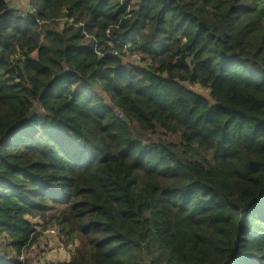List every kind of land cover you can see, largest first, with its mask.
Returning <instances> with one entry per match:
<instances>
[{"label": "trees", "instance_id": "trees-1", "mask_svg": "<svg viewBox=\"0 0 264 264\" xmlns=\"http://www.w3.org/2000/svg\"><path fill=\"white\" fill-rule=\"evenodd\" d=\"M8 1L0 264H264V0Z\"/></svg>", "mask_w": 264, "mask_h": 264}, {"label": "rangeland", "instance_id": "rangeland-1", "mask_svg": "<svg viewBox=\"0 0 264 264\" xmlns=\"http://www.w3.org/2000/svg\"><path fill=\"white\" fill-rule=\"evenodd\" d=\"M190 88L210 100L209 94L206 90H203L198 86H190ZM164 138L168 141L176 140V137H172L171 135ZM31 221L36 224V229L38 232H42V235L38 238V241L33 247L24 251L23 255L25 256V260L29 261L31 264L67 262L70 259L72 250L75 248L74 245L66 247L60 241L58 235L52 237L43 231L44 225L41 226L42 222L39 219H31ZM12 256H14V253L11 252L10 258H13Z\"/></svg>", "mask_w": 264, "mask_h": 264}, {"label": "built area", "instance_id": "built-area-1", "mask_svg": "<svg viewBox=\"0 0 264 264\" xmlns=\"http://www.w3.org/2000/svg\"><path fill=\"white\" fill-rule=\"evenodd\" d=\"M128 6V8H130V5H127ZM32 12V11H31ZM30 12V13H31ZM28 14H29V12H28ZM20 15V14H19ZM69 25V26H73V25H75L74 24V20L73 19H65V20H63L62 22H61V25L62 26H64V25ZM108 33H109V31H108ZM123 47H124V51H126V49H127V47L128 46H126V45H123ZM123 51V52H124ZM118 51H116V50H112L111 51V54L112 55H118ZM14 60H17V56L14 58ZM45 233L46 234H48L49 236H52V237H55V236H59V231H58V229L57 228H54V227H51V228H47L46 230H45ZM0 253H1V251H0ZM18 261H20V262H23V261H25V256L22 254V256L21 257H19L18 258ZM7 262V264H10V263H12L13 262V258H8V260L6 261Z\"/></svg>", "mask_w": 264, "mask_h": 264}, {"label": "crops", "instance_id": "crops-1", "mask_svg": "<svg viewBox=\"0 0 264 264\" xmlns=\"http://www.w3.org/2000/svg\"><path fill=\"white\" fill-rule=\"evenodd\" d=\"M8 2H9L10 8L14 9L17 12V14L27 15L28 12L29 13L31 12L30 0H9ZM60 26L62 27V25H60ZM70 257H71V255H70ZM68 261H70V259Z\"/></svg>", "mask_w": 264, "mask_h": 264}, {"label": "water", "instance_id": "water-1", "mask_svg": "<svg viewBox=\"0 0 264 264\" xmlns=\"http://www.w3.org/2000/svg\"><path fill=\"white\" fill-rule=\"evenodd\" d=\"M129 51H131V48H129Z\"/></svg>", "mask_w": 264, "mask_h": 264}]
</instances>
